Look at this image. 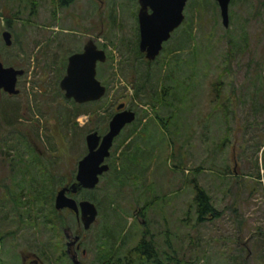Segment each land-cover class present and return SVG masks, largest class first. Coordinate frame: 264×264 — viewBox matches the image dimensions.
<instances>
[{
    "label": "rangeland",
    "instance_id": "1",
    "mask_svg": "<svg viewBox=\"0 0 264 264\" xmlns=\"http://www.w3.org/2000/svg\"><path fill=\"white\" fill-rule=\"evenodd\" d=\"M134 9L131 0H0V59L24 68L17 94L0 89V264H73L65 230L79 233L81 264L123 257L144 235L162 264H264V0H229L227 26L216 0H187L150 62L138 52ZM88 38L105 50L96 77L106 90L76 102L59 80ZM120 101L135 118L114 137L97 184L73 194L96 204L95 220L78 226L66 208L63 228L37 226L29 215L45 200L24 210L36 190L22 178L31 187L46 178L54 205L86 133H105ZM192 177L218 211L202 221ZM18 190L26 206L15 204Z\"/></svg>",
    "mask_w": 264,
    "mask_h": 264
},
{
    "label": "water",
    "instance_id": "2",
    "mask_svg": "<svg viewBox=\"0 0 264 264\" xmlns=\"http://www.w3.org/2000/svg\"><path fill=\"white\" fill-rule=\"evenodd\" d=\"M141 8L138 14L140 27L139 49L144 52L148 60L154 59L162 49L163 41L170 36L171 30L183 20V8L186 0H139ZM222 23L227 26L229 14V0H216ZM152 10L148 12L146 6ZM2 37L6 44L12 42L8 29L2 31ZM106 53L103 48L97 47L92 38L87 39L83 49L73 51L67 56L65 72L59 80V86L64 91V96L72 98L76 102H85L100 98L106 90V86L96 77V64L104 61ZM24 68L4 65L0 59V88L9 93H17V78L23 74ZM124 101L116 104V110L108 122V129L100 134L96 129L90 130L85 135L87 151L78 159L75 178L68 184L62 185L55 193L54 207L56 209L68 208L82 221L84 228H88L97 215L96 204L88 199H76L70 193L77 192L82 187H94L99 181L102 172L109 165L105 158L110 153L114 137L120 132L126 123L135 118V111L131 108H123ZM66 236L70 237L65 230ZM79 238L74 235L69 238V243ZM73 264H80L76 255L71 257Z\"/></svg>",
    "mask_w": 264,
    "mask_h": 264
},
{
    "label": "trees",
    "instance_id": "3",
    "mask_svg": "<svg viewBox=\"0 0 264 264\" xmlns=\"http://www.w3.org/2000/svg\"><path fill=\"white\" fill-rule=\"evenodd\" d=\"M66 1V0H65ZM62 2V0H60ZM34 3V2H33ZM7 23L9 24L8 19H6ZM139 53H143L140 50L138 51ZM150 62V60H148ZM170 86H166L163 88L160 92V95H167V93L170 90ZM154 105V104H153ZM172 113L167 115L166 122H168L172 118ZM162 125L165 126V122H162ZM40 164V163H39ZM40 169V167H38ZM228 167L224 169L223 172H228ZM24 179V183H26V189L27 192L30 190L35 189L36 194L31 195L32 199L27 201V206L25 204V201H21L20 199L22 198V191L18 190V192H13L11 191V196H15L14 200L16 201L18 196V201L15 203L16 205L18 204L19 206L23 205L26 206L24 207L26 211H35L36 208H34L35 205H32L34 202V199H38V202L40 204H43V200H45V207L43 210H38L32 213V215H29V218L35 220V224L39 226V224H49L52 226L55 225V227L60 225L62 228L65 226V217L66 215L64 214V211H66V208H63V210H58L54 207V205H51V203L48 204L49 201H52L53 199V189L46 187V178H42L41 183L37 180L35 183L34 187L30 186V182H33L34 180L32 179V176L28 179V176H24L22 180ZM51 180V179H50ZM193 188H194V196H193V203L195 205V212L197 213L196 220L197 221H202L206 218H208L210 215H216L218 211L214 207L213 203L210 200V195L209 193L204 189V187L199 184L197 179L195 177H192L190 179ZM24 184H21L20 186L23 187ZM45 185V186H44ZM25 186V185H24ZM19 187V185H18ZM12 196V198H13ZM14 201V202H15ZM31 201V202H30ZM48 201V202H47ZM148 205L149 202L145 203L144 205ZM17 205V206H18ZM23 210V209H22ZM68 210V209H67ZM72 212V211H71ZM21 217L20 219L24 220L22 211H19ZM73 214V213H72ZM37 215V216H36ZM74 216V215H73ZM36 218H39V220ZM147 235H144L141 237L138 242L132 247V249L123 257H115L114 259L106 260L104 261L103 264H135L136 259L141 261V260H152L155 264H162L161 259H159V252L152 240L151 237H146ZM136 256V257H135ZM137 264V262H136ZM164 264V263H163Z\"/></svg>",
    "mask_w": 264,
    "mask_h": 264
},
{
    "label": "flooded vegetation",
    "instance_id": "4",
    "mask_svg": "<svg viewBox=\"0 0 264 264\" xmlns=\"http://www.w3.org/2000/svg\"><path fill=\"white\" fill-rule=\"evenodd\" d=\"M132 1V3H133V5H134V17H135V20H136V25H135V30H136V35H137V48L139 49V40H140V27H139V20H138V14H139V10H140V8H141V3H140V1L139 0H131ZM187 1V0H186ZM186 4V3H185ZM146 10L148 11V12H150L151 10H152V8L150 7V5H147L146 6ZM183 21V20H182ZM182 21H181V23H182ZM181 23L178 25V26H176V27H174V29L173 30H171V32H170V35L176 30V29H178L180 26H181ZM9 26V25H8ZM10 27V26H9ZM4 30V29H3ZM2 30V31H3ZM9 30V29H8ZM10 31V33H11V39H12V32H11V30H9ZM1 35H2V32H1ZM170 37V36H169ZM3 38V37H2ZM89 39V38H88ZM93 39V38H92ZM94 40V39H93ZM3 41H4V39H3ZM87 41V40H86ZM85 41V42H86ZM95 41V40H94ZM166 41V40H165ZM165 41H163V43L165 42ZM4 43H5V41H4ZM96 43V42H95ZM162 43V47H163V44ZM11 44V43H10ZM10 44H7V45H10ZM97 45V44H96ZM97 47H99L98 45H97ZM99 48H101V47H99ZM83 49V46H82V48L81 49H79V50H76V51H80V50H82ZM140 50V49H139ZM15 67V66H14ZM18 79V78H17ZM17 83V82H16ZM0 89H2V88H0ZM3 90V89H2ZM7 92V91H6ZM19 92V91H18ZM17 92V93H18ZM7 93H9V92H7ZM17 93H9V94H17ZM125 102V101H124ZM123 108H130V107H128V106H126V102H125V106L123 107ZM116 110H118L117 108H115V111ZM114 111V112H115ZM75 178V177H74ZM83 188V187H82ZM82 188H80V189H82ZM79 189V190H80ZM76 192H74V193H70V195H72L73 196V194H75ZM81 199V198H80ZM78 200V199H77ZM72 211V210H71ZM72 213H73V215H74V218H75V221L77 222V224H78V226L79 225H81L82 224V221L80 220V218H78L77 216H76V214L74 213V211H72ZM69 228V227H68ZM66 229V228H65ZM69 234H71V236L70 237H67L66 236V233H65V238H66V240H65V245H66V249H65V251H66V253H67V255H69L70 256V258L72 257V255H76V257H77V250L80 248V246H81V244H80V241H79V239H77L75 242H73V243H69V244H67V242L69 241V238H71V237H73L74 236V234L75 235H79V233L78 232H75V233H73L71 230H69V231H67ZM82 252H84V249H82ZM72 260V259H71ZM80 264H81V261H80Z\"/></svg>",
    "mask_w": 264,
    "mask_h": 264
}]
</instances>
